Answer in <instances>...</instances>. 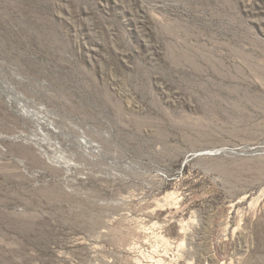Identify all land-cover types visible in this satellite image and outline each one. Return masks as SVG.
<instances>
[{
	"label": "rangeland",
	"instance_id": "obj_1",
	"mask_svg": "<svg viewBox=\"0 0 264 264\" xmlns=\"http://www.w3.org/2000/svg\"><path fill=\"white\" fill-rule=\"evenodd\" d=\"M0 264H264V0H0Z\"/></svg>",
	"mask_w": 264,
	"mask_h": 264
}]
</instances>
